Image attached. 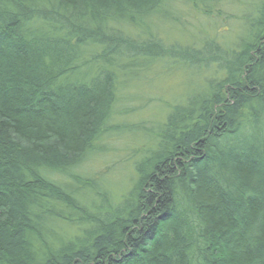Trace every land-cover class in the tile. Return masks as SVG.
I'll list each match as a JSON object with an SVG mask.
<instances>
[{"label":"trees","instance_id":"obj_1","mask_svg":"<svg viewBox=\"0 0 264 264\" xmlns=\"http://www.w3.org/2000/svg\"><path fill=\"white\" fill-rule=\"evenodd\" d=\"M0 264H264V0H0Z\"/></svg>","mask_w":264,"mask_h":264},{"label":"rangeland","instance_id":"obj_2","mask_svg":"<svg viewBox=\"0 0 264 264\" xmlns=\"http://www.w3.org/2000/svg\"><path fill=\"white\" fill-rule=\"evenodd\" d=\"M224 27H227V24H224ZM177 82V86L175 87L174 82H168L169 84L165 85L164 87V91H163V95H165L167 98L171 97L173 95L179 94L181 93L179 91V80H176ZM153 88V87H152ZM152 88L146 87L144 92L146 93V98L148 96L153 95L154 93H158L161 94V91L159 90H152ZM142 116L145 119H148L150 116L154 115V111L150 108V107H145L144 110L142 111ZM151 118V117H150ZM127 140V138H126ZM127 150L123 145V143H117L115 144L117 149H122L123 151H119L116 154L110 155L108 158L104 159L101 158L100 160H97L94 164H93V169L95 171H102V172H107L109 176L113 177L114 179H117V171L118 169L121 168V166L125 165L126 167H128V163L126 162L134 153L135 150H137L139 148L140 145H138L139 143L134 142L132 140H130L128 138L127 140ZM123 145V146H122ZM129 169V168H128ZM111 174V175H110ZM119 180V179H117Z\"/></svg>","mask_w":264,"mask_h":264}]
</instances>
